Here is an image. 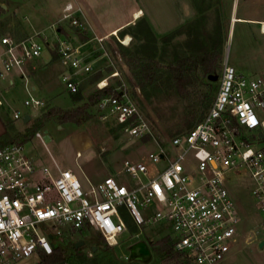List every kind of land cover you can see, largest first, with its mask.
<instances>
[{"label": "built area", "instance_id": "1", "mask_svg": "<svg viewBox=\"0 0 264 264\" xmlns=\"http://www.w3.org/2000/svg\"><path fill=\"white\" fill-rule=\"evenodd\" d=\"M62 19L70 30L81 26L69 3ZM38 36L13 39L0 33V80L14 69L23 73V65L40 55L47 42ZM55 42L53 49L65 68L60 80L75 92L78 75L90 73L92 62L67 38L56 37ZM96 85H107L106 78ZM115 90L117 94L98 99L99 118H110L129 137L155 142L147 154L154 174L148 176L145 161L124 158L122 178L106 175L84 185L71 168L55 164L54 172L38 163L22 142L0 141V264L38 256V251L50 254L57 247L54 238L70 233L92 231L115 246L130 230L126 219L135 234L147 225H169L180 264H217L240 234L236 184L248 189L260 217L257 243L264 240V74H240L224 58L207 112L187 131L161 143L126 91ZM23 103L45 105L32 95ZM3 104L0 91V108ZM12 116L20 117L16 110ZM35 136L42 139L39 132Z\"/></svg>", "mask_w": 264, "mask_h": 264}, {"label": "rangeland", "instance_id": "2", "mask_svg": "<svg viewBox=\"0 0 264 264\" xmlns=\"http://www.w3.org/2000/svg\"><path fill=\"white\" fill-rule=\"evenodd\" d=\"M20 0H0V31L15 36H22L23 14L18 10ZM148 0H140L145 8ZM242 3V2H241ZM139 4V3H138ZM149 6V4H148ZM62 13L58 12V16ZM28 18V16H27ZM26 18V20H28ZM115 20V18L110 19ZM48 23H41L46 25ZM107 24V23H103ZM155 30L147 23L141 28L139 22L132 24L127 31L134 34L124 44L123 31L117 36H110L99 42H88L79 48L86 61L93 62L92 70L88 74H79V92L82 100L73 101L71 91L59 81L61 69L58 56L53 46L55 38H67L71 45L78 46L86 40L83 34H72L65 31L59 24L47 27L44 35L49 33L48 45L43 48L34 66H39L41 72L36 79L40 91L26 90L24 80H20L7 90L1 91L3 106L0 108V127L8 124V135L12 142H22L29 154L40 158L43 164H55L54 156L59 167H70L81 182L95 183L106 175L122 178L119 173L122 160L141 159L149 165L148 176L155 170L147 157L149 151L156 148L151 139H136L124 134L113 120L99 118L95 107H90L93 115L81 124L63 122L60 119L61 111L74 110L82 105L87 97L98 87L97 81L106 78L107 85L115 89L122 88L127 97L137 106L141 114L149 122L153 135L158 142H165L168 138L183 133L198 121L208 110L218 87V77L221 73L222 62L227 57L229 64L237 62L236 46L242 43V24L237 23L234 30L227 31L228 23H152ZM171 28L162 32L161 30ZM9 27H11L9 29ZM160 30L161 32H157ZM59 29V31L57 30ZM166 40L161 37L169 34ZM256 38L258 35L254 32ZM43 38V34L38 36ZM38 38V39H39ZM154 38V39H153ZM40 40V39H39ZM224 41V45L222 42ZM129 42V43H128ZM143 43H155L153 59L159 64L158 73L163 76L146 85L141 91L135 78L133 69H130L120 53V45L130 50L138 49ZM217 44V46H215ZM221 48V60L211 75H217L215 80L208 79L200 64L190 72V83L180 93L176 88L166 84V63L175 56L196 55L203 52H214ZM216 47V48H214ZM51 60L47 63L49 52ZM55 53V54H54ZM140 54V53H139ZM256 60V58L250 59ZM31 76L35 73L33 65ZM116 70L118 76H110ZM244 74V73H243ZM250 73H245L248 75ZM31 83L28 82L30 88ZM32 95L44 100L42 108L24 105V100ZM18 111L19 118L12 115ZM29 114L31 121L23 123V116ZM187 121L191 125H187ZM35 132L42 135V139L35 136ZM4 142L6 139L2 138ZM236 198L241 210L240 234L227 256L217 264H264V246L259 247L257 238L260 236L258 221L260 219L255 210L253 201L244 185H235ZM133 226V225H132ZM147 225L142 232L133 228L125 232L115 246L107 245L103 239L92 231L70 233L62 238H54L53 245L57 246L67 264H171L167 261L165 252H158L157 240L164 235H174L169 225ZM83 240L84 243L75 247L74 244ZM146 249L145 252L143 250ZM39 256L18 260L14 264H36ZM167 262V263H166ZM176 263V262H175Z\"/></svg>", "mask_w": 264, "mask_h": 264}, {"label": "crops", "instance_id": "3", "mask_svg": "<svg viewBox=\"0 0 264 264\" xmlns=\"http://www.w3.org/2000/svg\"><path fill=\"white\" fill-rule=\"evenodd\" d=\"M139 1L20 0L18 10L23 14L21 17H24L19 23L20 26L22 25V36L12 35L9 32L10 30L7 33L1 31L0 33L7 34L13 39H21L38 32L39 35L43 34V38H41L45 39L46 45H48V36L51 34L47 33L44 35L42 32L47 30L49 25L52 27L56 23L59 24V28L62 27L65 31L69 29L68 21L62 19L60 15L58 16V12L63 13V8L68 3L73 6L74 16L81 25L80 27H73L71 30L73 31L72 34H83L86 37V40L78 45L79 48L90 41L97 40L98 37H103V40H105L110 36H117L122 31L124 38L127 35L130 36L129 33L124 31H127L126 28L137 22L149 23L154 30L156 26L152 23H188L192 20L194 23H228V33H230L232 28L234 30L237 23H240L242 24L241 36L243 41L236 46L238 55L236 59L238 60L231 65L238 73H244L243 75L245 73H250L247 76L264 74V28L262 27V23H264V0H148L145 8L140 5ZM113 18L115 20H110ZM41 23L48 24L41 25ZM170 28L171 25L161 31L164 32ZM57 30L59 31V29ZM161 31L157 29V32ZM254 32L258 35L257 38L253 36ZM222 45H224V41ZM50 55L49 52L48 60L45 63L52 59ZM38 58L39 56L27 61L22 67L23 73L19 69L10 71L4 79L0 80V91L5 93L13 84L24 80V86L28 92L29 89L39 92L40 89L36 79L41 69L39 66H34ZM253 58H256V60L251 61L250 59ZM31 65H33V71L35 72L33 76H31ZM57 65L61 69V74L65 68L61 65L59 59ZM60 74L59 81H61ZM28 82L31 83L30 88L28 87ZM26 115L29 116V119L23 121L24 124L31 121V116L29 114ZM7 124L8 122L6 124L3 123L0 127V141L2 142H4L1 140L2 138L6 139V142H12L9 141L8 128L5 127ZM31 156L38 163L43 164L40 158L34 155ZM51 158L54 164L58 166L54 156H51ZM47 166L55 172L56 169L54 170L53 164ZM82 183L87 185L84 182Z\"/></svg>", "mask_w": 264, "mask_h": 264}, {"label": "trees", "instance_id": "4", "mask_svg": "<svg viewBox=\"0 0 264 264\" xmlns=\"http://www.w3.org/2000/svg\"><path fill=\"white\" fill-rule=\"evenodd\" d=\"M139 25L142 29L147 27V23H139ZM124 32L129 33L131 35V39H133L134 34L132 32ZM169 36L170 33L162 36L161 39L166 40ZM154 44L155 43H143L138 49H134L132 51L128 46L120 45V53L130 69H133L137 84L141 91H144L146 85L153 83L163 76L161 73H158L159 64L154 61L152 56L155 51ZM215 46H217V44H215ZM220 60L221 48H219V46L218 49L211 53L203 52L188 56L177 55L167 61L165 65L166 84L168 87L176 88L181 93L185 86L190 83V72L195 69L197 64H200L206 74H210L216 70ZM117 93L118 91H116L112 85H105L102 88H97L87 97L82 105H78L74 110L61 111L60 119L63 122L81 124L93 115L90 107H95L100 97ZM71 99L73 101L82 100V95L79 90L71 92ZM95 111L97 112L96 107ZM187 125L190 126L191 122L187 121ZM126 224L130 230L133 228L128 219H126ZM157 243L159 244L157 251L165 252L168 256V262L171 264H180V255L174 251L173 243L169 235L162 236L157 240ZM38 256L39 260L36 264H64L66 262V258L63 256L62 251L58 247H55L50 254L38 251Z\"/></svg>", "mask_w": 264, "mask_h": 264}, {"label": "water", "instance_id": "5", "mask_svg": "<svg viewBox=\"0 0 264 264\" xmlns=\"http://www.w3.org/2000/svg\"><path fill=\"white\" fill-rule=\"evenodd\" d=\"M207 78H208V79H211V80H215V79L217 78V75H211V74H209V75L207 76ZM28 119H29V116H28V115H25V116L23 117V121H26V120H28ZM83 243H84L83 240H79V241H77V242L74 244V246H75V247H78L79 245H82ZM258 246H259V247L264 246V240L260 241V242L258 243ZM145 251H146V249L143 250V252H145Z\"/></svg>", "mask_w": 264, "mask_h": 264}, {"label": "bare ground", "instance_id": "6", "mask_svg": "<svg viewBox=\"0 0 264 264\" xmlns=\"http://www.w3.org/2000/svg\"><path fill=\"white\" fill-rule=\"evenodd\" d=\"M262 27L264 28V23H262ZM113 33H116V32H113ZM129 39H130L129 35L125 36V40L123 41V43L125 44L127 42V40H129Z\"/></svg>", "mask_w": 264, "mask_h": 264}]
</instances>
